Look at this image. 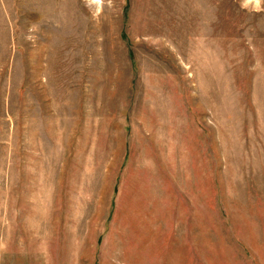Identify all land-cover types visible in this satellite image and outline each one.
I'll list each match as a JSON object with an SVG mask.
<instances>
[{
    "label": "rangeland",
    "instance_id": "374dc122",
    "mask_svg": "<svg viewBox=\"0 0 264 264\" xmlns=\"http://www.w3.org/2000/svg\"><path fill=\"white\" fill-rule=\"evenodd\" d=\"M0 264H264V0H0Z\"/></svg>",
    "mask_w": 264,
    "mask_h": 264
}]
</instances>
